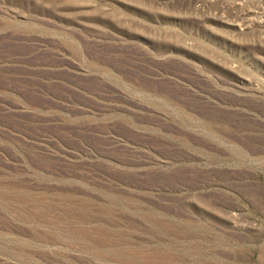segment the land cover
Instances as JSON below:
<instances>
[{
	"label": "rangeland",
	"instance_id": "obj_1",
	"mask_svg": "<svg viewBox=\"0 0 264 264\" xmlns=\"http://www.w3.org/2000/svg\"><path fill=\"white\" fill-rule=\"evenodd\" d=\"M0 264H264V0H0Z\"/></svg>",
	"mask_w": 264,
	"mask_h": 264
}]
</instances>
